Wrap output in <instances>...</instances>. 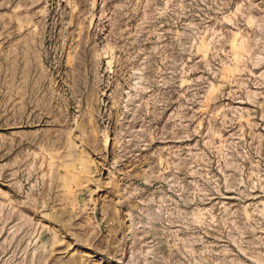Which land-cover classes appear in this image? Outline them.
<instances>
[{
	"label": "rangeland",
	"instance_id": "rangeland-1",
	"mask_svg": "<svg viewBox=\"0 0 264 264\" xmlns=\"http://www.w3.org/2000/svg\"><path fill=\"white\" fill-rule=\"evenodd\" d=\"M0 264H264V0H0Z\"/></svg>",
	"mask_w": 264,
	"mask_h": 264
}]
</instances>
